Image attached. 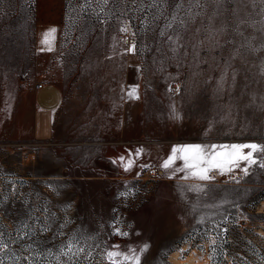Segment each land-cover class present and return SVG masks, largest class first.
Masks as SVG:
<instances>
[{
  "label": "rangeland",
  "instance_id": "obj_1",
  "mask_svg": "<svg viewBox=\"0 0 264 264\" xmlns=\"http://www.w3.org/2000/svg\"><path fill=\"white\" fill-rule=\"evenodd\" d=\"M46 24L73 50L76 76L98 70L93 41H122V141L17 136L7 100L18 101ZM141 88L149 107L182 103L187 138L206 152L264 146V0H0L3 264H264V168L237 169L233 183L219 171L209 181L149 176L162 160L157 145L186 137L166 126L157 137L147 120L136 135Z\"/></svg>",
  "mask_w": 264,
  "mask_h": 264
},
{
  "label": "crops",
  "instance_id": "obj_2",
  "mask_svg": "<svg viewBox=\"0 0 264 264\" xmlns=\"http://www.w3.org/2000/svg\"><path fill=\"white\" fill-rule=\"evenodd\" d=\"M51 30L50 25H40L38 38L33 41L37 60L23 80L18 101L7 100L10 102L8 109H12L11 124L18 127L17 136L54 143L122 141V41H93L99 47L89 50L87 55H92L97 61L98 70L82 72L80 76L91 75L92 84L85 86L80 84L84 83V77L80 81V76H76L81 70L69 59V56L75 55L71 54L73 50L66 48L67 41H60L57 31ZM96 77H99L98 84H94ZM39 82L42 87L36 88L35 84ZM141 90L140 100L135 101L140 110L136 117L140 123L138 131L135 129L136 135L143 131V126H147V120L153 128L151 132L157 137L163 131L159 127L164 126L168 128L165 132L186 137V142L177 145H157V149L162 151V160L155 168L156 173L182 174L188 175L181 177L182 180L194 179L189 170H181L183 161L179 159V154L169 169L162 167L173 147L197 144L187 138L191 130L184 129L187 124H184L186 120L180 112L182 103H177V106L171 101H158L157 105L152 103L149 107V99L143 97L147 92ZM128 107L132 106L129 104Z\"/></svg>",
  "mask_w": 264,
  "mask_h": 264
},
{
  "label": "snow or ice",
  "instance_id": "obj_3",
  "mask_svg": "<svg viewBox=\"0 0 264 264\" xmlns=\"http://www.w3.org/2000/svg\"><path fill=\"white\" fill-rule=\"evenodd\" d=\"M171 27V25H169ZM123 32H127L128 28L124 27L120 29ZM55 30H51L54 32ZM51 32L49 35H51ZM161 36H165L166 33L161 32ZM169 40H172L171 36H168ZM47 42V41H45ZM130 93V95H133ZM136 155L141 154V149H136ZM177 154H179V159L183 161V170H189L191 175L197 177L202 181H209L211 176L209 175L213 171H219L223 174H234L237 169L244 172L245 175L248 174L249 168L253 165L259 164V167L264 168V146L257 143H241L232 145H211L210 152H206L201 145H185L181 147H173L171 150V155L165 160L162 167L163 169H169L175 161L177 160ZM257 154H261L259 160L256 158ZM116 163V161H113ZM120 163L124 165V158H120ZM241 164L246 165L241 169ZM132 166L131 162L124 166V170L128 171ZM117 235L120 232L117 231ZM127 235V233H124ZM69 250H71V244H68ZM118 255L115 252H108L107 256L111 259L113 256ZM127 260V257H125ZM0 264H3V258H0ZM79 264V262H76ZM139 264V261H137Z\"/></svg>",
  "mask_w": 264,
  "mask_h": 264
},
{
  "label": "built area",
  "instance_id": "obj_4",
  "mask_svg": "<svg viewBox=\"0 0 264 264\" xmlns=\"http://www.w3.org/2000/svg\"><path fill=\"white\" fill-rule=\"evenodd\" d=\"M123 39H124V42L127 43V44H131L133 43L134 41V37H133V34L132 32L128 29L127 32H124V35H123ZM35 87L36 88H40L42 87V83L39 82V83H36L35 84ZM149 176H153L156 174V170L155 169H147V172H146ZM215 174V173H214ZM242 176V173H238L236 174L235 176H232L230 174H217L216 175V178L220 181H225V182H229V183H233L235 182V180L237 181L240 177Z\"/></svg>",
  "mask_w": 264,
  "mask_h": 264
}]
</instances>
